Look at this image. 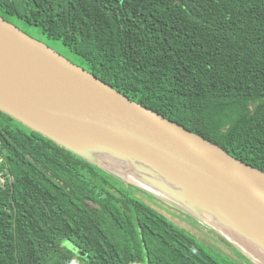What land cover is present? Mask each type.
Instances as JSON below:
<instances>
[{
	"label": "trees",
	"instance_id": "trees-1",
	"mask_svg": "<svg viewBox=\"0 0 264 264\" xmlns=\"http://www.w3.org/2000/svg\"><path fill=\"white\" fill-rule=\"evenodd\" d=\"M0 7L130 99L264 171V0ZM0 171V264H223L136 188L1 110Z\"/></svg>",
	"mask_w": 264,
	"mask_h": 264
},
{
	"label": "water",
	"instance_id": "water-1",
	"mask_svg": "<svg viewBox=\"0 0 264 264\" xmlns=\"http://www.w3.org/2000/svg\"><path fill=\"white\" fill-rule=\"evenodd\" d=\"M0 110L264 264L263 170L130 99L1 15Z\"/></svg>",
	"mask_w": 264,
	"mask_h": 264
},
{
	"label": "rangeland",
	"instance_id": "rangeland-1",
	"mask_svg": "<svg viewBox=\"0 0 264 264\" xmlns=\"http://www.w3.org/2000/svg\"><path fill=\"white\" fill-rule=\"evenodd\" d=\"M0 15L3 16L7 21L21 28L31 37L41 40L53 49L57 50L59 53L67 57L75 64H78L82 67L86 66L82 62L80 57L73 53L67 46H65L60 39L49 38L45 33H43V31L38 26L28 24L24 20L19 19L14 15L6 14L1 7ZM136 191L137 196L142 197L146 202L153 205L159 212L163 213L169 219L175 222L178 226H180V228L184 229L188 233L191 232L194 237L197 238L200 242V246L204 250L209 252L212 256H215L223 264H255V261L248 258L235 246L223 239L215 231H212L211 229L199 224L196 219H193L192 217H189L183 214L182 212H179L172 206L160 202L153 196L149 197L146 194L139 192L138 190Z\"/></svg>",
	"mask_w": 264,
	"mask_h": 264
},
{
	"label": "built area",
	"instance_id": "built-area-1",
	"mask_svg": "<svg viewBox=\"0 0 264 264\" xmlns=\"http://www.w3.org/2000/svg\"><path fill=\"white\" fill-rule=\"evenodd\" d=\"M5 177L2 175L1 171H0V182H4Z\"/></svg>",
	"mask_w": 264,
	"mask_h": 264
},
{
	"label": "flooded vegetation",
	"instance_id": "flooded-vegetation-1",
	"mask_svg": "<svg viewBox=\"0 0 264 264\" xmlns=\"http://www.w3.org/2000/svg\"><path fill=\"white\" fill-rule=\"evenodd\" d=\"M136 193V192H135ZM137 195V194H136ZM142 198V197H141ZM143 199V198H142Z\"/></svg>",
	"mask_w": 264,
	"mask_h": 264
}]
</instances>
